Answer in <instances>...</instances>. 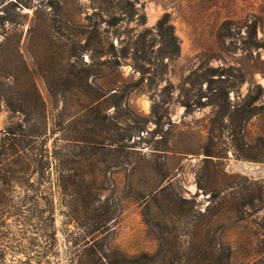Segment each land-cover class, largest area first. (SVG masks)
Returning a JSON list of instances; mask_svg holds the SVG:
<instances>
[{
  "label": "rangeland",
  "instance_id": "374dc122",
  "mask_svg": "<svg viewBox=\"0 0 264 264\" xmlns=\"http://www.w3.org/2000/svg\"><path fill=\"white\" fill-rule=\"evenodd\" d=\"M257 86L264 0H0V143L12 129L17 147L59 159L46 197L8 187L32 210L22 224L0 211V232L19 238L0 240L3 264H264V163L235 153L264 138V91L257 115H230ZM109 139L130 156L104 154ZM84 140L98 142L90 161Z\"/></svg>",
  "mask_w": 264,
  "mask_h": 264
},
{
  "label": "trees",
  "instance_id": "16d2710c",
  "mask_svg": "<svg viewBox=\"0 0 264 264\" xmlns=\"http://www.w3.org/2000/svg\"><path fill=\"white\" fill-rule=\"evenodd\" d=\"M127 3L130 2V0H126ZM115 19V18H114ZM255 28H252V32H254ZM158 31L160 33V36L163 39V43H165V46L169 50H174L175 52L178 51L179 49V44H178V37L174 33V27L168 23L167 17H165L163 20H161L158 24ZM256 48L257 46H248V48ZM96 55L94 56V60L96 62V59H99V53L101 52H95ZM103 53V52H102ZM99 54V55H98ZM171 55V54H170ZM173 55V54H172ZM102 57V56H100ZM97 65H100V63H96ZM83 71V70H82ZM79 75L82 76L81 72ZM237 81L242 82L243 81V74L240 72L238 73ZM192 81V77L189 78ZM259 89V92L255 95L254 93L250 92L248 96L246 97L244 104L241 107H237L234 110L230 109V115L232 114H237V115H244L245 113H248L249 117L257 115L256 107L251 108L253 105V102H255L257 99H259V94L261 90H263L260 86H257ZM264 91V90H263ZM116 94V93H114ZM111 95H109L108 92L102 94L100 96V99H106L110 98ZM216 105V104H214ZM229 105H231L230 101V96L229 92H227L225 89L222 90V92L219 94V106L221 109H224L227 111ZM229 115V117H230ZM249 117L247 119H249ZM246 119V120H247ZM91 130V129H90ZM17 133L9 129L7 131V135L5 136L4 142L0 143V211L6 210L8 215H11L10 213H13V216L16 218H19V223L22 224V221L27 220V214L32 210V208H29L28 205L23 204H10V197L6 194L10 190L9 188H12L13 185H18L22 188H25L26 192L28 193H33L36 196L42 198L43 196L46 197L44 194L45 192L42 190V187H45L47 183L51 182V169L54 163L58 162V158L54 155L50 156L45 155L44 153H38L34 152L29 146H21L19 145L18 147L14 144L16 139H14V135ZM36 140L40 139L39 134H34L32 135ZM127 137L118 139L117 141L125 140ZM13 140V141H12ZM113 144H109V148L105 147L106 149H102L104 154H109L112 153L110 149L112 148H117L114 151L118 152H124L127 154V156H130V152L127 150L128 148L130 149L131 146L127 144L120 145L116 142V140L109 139ZM14 142V143H13ZM83 143H86L90 145V147H87L85 149V154H86V159L90 161L94 155H96L99 151L98 149L95 148V144L98 142L96 141H90V140H84L82 141ZM245 144V141H244ZM117 145V146H116ZM248 146V150H236V156L240 160H246V161H251V162H261L264 163V138L263 137H258L255 140V144H245ZM119 146V147H118ZM128 151V152H127ZM41 152V151H40ZM208 156H212L209 155ZM220 158V156H219ZM48 159V160H45ZM39 174L38 181L34 179ZM50 174V176H49ZM255 186L258 189V192L260 194H263V187L259 186L258 183H255ZM200 188L202 189V186L200 185ZM29 196V195H28ZM26 195V197L28 198ZM262 196V195H260ZM32 207H37L38 204L34 203L31 205ZM8 207L13 208V212L10 210H7ZM52 214H54V211H51ZM30 226H33L32 224H29ZM33 234L37 235L39 240L42 237L49 238V235L47 232H34ZM17 234L14 232H8L3 233L0 232V240H9L14 243L18 241L19 238H17ZM22 239H26V241L33 240L35 241L34 238H25L23 234H20ZM36 243V242H35ZM35 246H40L39 244H34ZM21 247H26L24 244L20 245H11L8 248L13 249L15 252ZM29 249V248H28ZM19 251H21L19 249ZM3 255V254H2ZM225 255L230 256L229 250L225 252ZM105 259L108 258L107 255L104 257ZM4 259L0 257V264L4 263ZM111 264H158L156 257L148 256L146 254L141 255L138 258H127L125 255H120L119 258H116L114 260H110ZM17 264H34L32 263L31 259H28L26 261H20ZM36 264H41V262H36ZM48 264H57L53 263L52 261H48Z\"/></svg>",
  "mask_w": 264,
  "mask_h": 264
}]
</instances>
